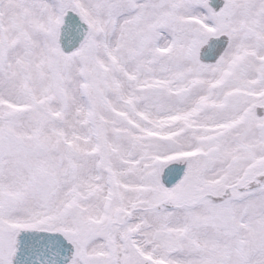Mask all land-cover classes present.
Here are the masks:
<instances>
[{
    "label": "snow or ice",
    "instance_id": "1",
    "mask_svg": "<svg viewBox=\"0 0 264 264\" xmlns=\"http://www.w3.org/2000/svg\"><path fill=\"white\" fill-rule=\"evenodd\" d=\"M0 264H264V0H0Z\"/></svg>",
    "mask_w": 264,
    "mask_h": 264
}]
</instances>
